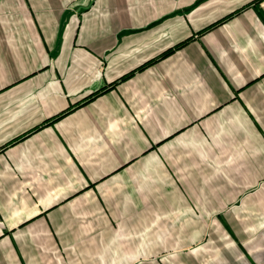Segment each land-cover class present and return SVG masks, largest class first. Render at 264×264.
<instances>
[{
  "label": "crops",
  "instance_id": "obj_1",
  "mask_svg": "<svg viewBox=\"0 0 264 264\" xmlns=\"http://www.w3.org/2000/svg\"><path fill=\"white\" fill-rule=\"evenodd\" d=\"M0 264H264V0H0Z\"/></svg>",
  "mask_w": 264,
  "mask_h": 264
}]
</instances>
